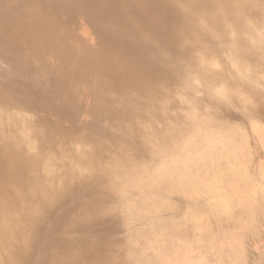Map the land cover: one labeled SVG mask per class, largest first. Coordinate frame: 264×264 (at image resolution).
Instances as JSON below:
<instances>
[{"label": "bare ground", "instance_id": "obj_1", "mask_svg": "<svg viewBox=\"0 0 264 264\" xmlns=\"http://www.w3.org/2000/svg\"><path fill=\"white\" fill-rule=\"evenodd\" d=\"M264 0H0V264H264Z\"/></svg>", "mask_w": 264, "mask_h": 264}, {"label": "rangeland", "instance_id": "obj_2", "mask_svg": "<svg viewBox=\"0 0 264 264\" xmlns=\"http://www.w3.org/2000/svg\"><path fill=\"white\" fill-rule=\"evenodd\" d=\"M246 131L249 134L248 136L250 138V143H251V146H252L253 151H254L256 162H258V161L264 162V155L261 156L256 152L258 144H257V138H256L254 131H252L251 129H247Z\"/></svg>", "mask_w": 264, "mask_h": 264}]
</instances>
